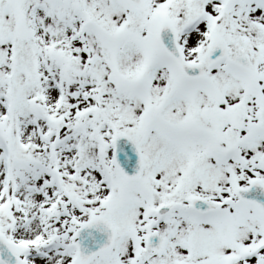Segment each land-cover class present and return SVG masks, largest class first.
I'll list each match as a JSON object with an SVG mask.
<instances>
[{
	"label": "snow or ice",
	"instance_id": "1",
	"mask_svg": "<svg viewBox=\"0 0 264 264\" xmlns=\"http://www.w3.org/2000/svg\"><path fill=\"white\" fill-rule=\"evenodd\" d=\"M0 264H264V0H0Z\"/></svg>",
	"mask_w": 264,
	"mask_h": 264
}]
</instances>
